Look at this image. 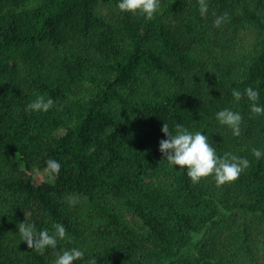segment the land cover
Returning <instances> with one entry per match:
<instances>
[{
	"label": "trees",
	"instance_id": "1",
	"mask_svg": "<svg viewBox=\"0 0 264 264\" xmlns=\"http://www.w3.org/2000/svg\"><path fill=\"white\" fill-rule=\"evenodd\" d=\"M116 5L0 0V264H55L72 247L74 264H264V115L232 94L253 87L264 104V0H209L205 17L198 0H161L151 21ZM36 95L54 107L27 112ZM224 108L243 116L239 137L215 119ZM165 122L250 166L191 183L159 152ZM24 220L70 239L30 249Z\"/></svg>",
	"mask_w": 264,
	"mask_h": 264
},
{
	"label": "clouds",
	"instance_id": "2",
	"mask_svg": "<svg viewBox=\"0 0 264 264\" xmlns=\"http://www.w3.org/2000/svg\"><path fill=\"white\" fill-rule=\"evenodd\" d=\"M161 0H117V9L120 13L132 16H141L151 21L160 10ZM199 13L201 17L207 16L209 12V0H198ZM215 15V14H214ZM226 14L216 16L214 27L219 28L226 21ZM236 101L245 97L250 102V111L256 115H264V104L259 103L260 92L253 87H247L243 93L233 90ZM54 107V101L45 95H36L26 106L30 113H47ZM215 119L220 126L230 130L232 135H241V124L243 116L239 111L224 108L215 114ZM166 139L159 142V152L165 158L170 168L185 172L190 182L198 184L202 180L213 177L216 185L223 186L237 181L240 175L250 166L247 158L226 153L223 157L218 156L216 149L209 143V136L200 131H190L180 124L170 128L164 123L161 129ZM252 155L260 160L264 158V151L258 148L252 149ZM44 173L49 178H55L61 170V163L55 159L45 162ZM18 236L20 242L27 244L28 248L43 253L46 249L57 250L61 241L70 239L67 230L62 223H54L51 229L37 230L35 225L24 220L18 223ZM82 249L72 247L58 250L55 264H74L84 258ZM86 264H97L96 259L90 257Z\"/></svg>",
	"mask_w": 264,
	"mask_h": 264
},
{
	"label": "rangeland",
	"instance_id": "3",
	"mask_svg": "<svg viewBox=\"0 0 264 264\" xmlns=\"http://www.w3.org/2000/svg\"><path fill=\"white\" fill-rule=\"evenodd\" d=\"M37 179H38V182L48 180L44 174H39V173L37 174Z\"/></svg>",
	"mask_w": 264,
	"mask_h": 264
}]
</instances>
